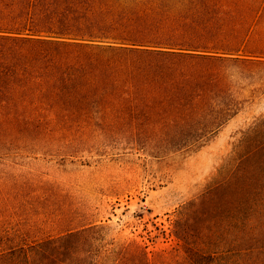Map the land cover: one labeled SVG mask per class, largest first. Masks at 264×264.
Wrapping results in <instances>:
<instances>
[{
	"label": "trees",
	"instance_id": "16d2710c",
	"mask_svg": "<svg viewBox=\"0 0 264 264\" xmlns=\"http://www.w3.org/2000/svg\"><path fill=\"white\" fill-rule=\"evenodd\" d=\"M263 94L264 0H0V157L95 133L199 146ZM233 143L153 257L95 222L32 234L0 183V264H264V111Z\"/></svg>",
	"mask_w": 264,
	"mask_h": 264
},
{
	"label": "rangeland",
	"instance_id": "374dc122",
	"mask_svg": "<svg viewBox=\"0 0 264 264\" xmlns=\"http://www.w3.org/2000/svg\"><path fill=\"white\" fill-rule=\"evenodd\" d=\"M261 111L264 94L202 145L179 150L136 144L126 133L109 139L95 133L68 147L61 138L17 145L0 157V183L13 181L20 190V217L32 234L95 222L107 225L110 236L139 241L153 257L177 244L178 211L226 172L236 136Z\"/></svg>",
	"mask_w": 264,
	"mask_h": 264
}]
</instances>
